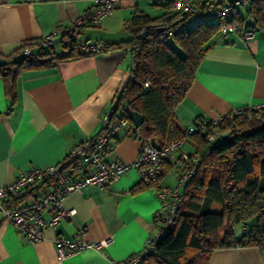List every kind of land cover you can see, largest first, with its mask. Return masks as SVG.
<instances>
[{
    "label": "crops",
    "instance_id": "0c3cea01",
    "mask_svg": "<svg viewBox=\"0 0 264 264\" xmlns=\"http://www.w3.org/2000/svg\"><path fill=\"white\" fill-rule=\"evenodd\" d=\"M94 5V0H0V55L22 54L26 42L40 40L59 26H71ZM139 12L152 18L174 17V23L180 15L172 0H119L100 25L84 28L83 37L103 43L130 40L135 31L127 23ZM57 43L64 51L63 43ZM204 48L195 79L176 109L177 120L185 128L200 118L216 120L236 109L264 104L263 30L256 28L255 38L249 41L236 33L217 35ZM132 69L131 49L126 45L60 61L52 68L25 69L17 78L12 108L0 75V186L29 168L50 164L77 174L79 169L70 164L71 150L92 143L104 126V116L114 112ZM134 118L139 120L138 114ZM125 132L121 131V140L108 158L130 163L137 159L143 142ZM184 152H193L188 143L166 161L164 173L153 186L138 187L140 175L133 168L104 188L90 186L71 193L64 206L76 209V214L56 228L46 227L43 238L35 242L0 212V264H112L141 252L160 228L157 213L164 207L158 187L175 184L173 176L185 163ZM54 188L49 180L40 179L34 188L15 192L4 201L26 204ZM50 215L45 213L47 218ZM225 233V228L220 231L221 238ZM243 233L241 224L235 235ZM57 236L105 244L61 260ZM208 264H264V253L256 246H231L213 251Z\"/></svg>",
    "mask_w": 264,
    "mask_h": 264
},
{
    "label": "trees",
    "instance_id": "16d2710c",
    "mask_svg": "<svg viewBox=\"0 0 264 264\" xmlns=\"http://www.w3.org/2000/svg\"><path fill=\"white\" fill-rule=\"evenodd\" d=\"M250 13L256 19V28L264 31V0H251ZM173 20L139 12L127 23L135 31L130 40L103 43L105 51L112 45L129 46L133 63L132 75L118 96L111 120L119 117L118 110L124 105L131 110L129 125L123 128L125 135L161 144L186 138L198 156L197 172L183 188L173 224L157 241L155 252L140 264H208L213 251L231 246H256L264 253V114L258 116L254 110L251 116L224 117L215 129L229 134L218 141L210 138L208 129L189 134L187 127L179 124L176 109L195 79L205 45L219 35L220 24L211 22L169 34V26L179 21ZM163 27L166 29L160 30ZM68 39L60 40L65 49L62 52L55 49L56 45L38 49V60L23 53L0 55V75L11 108L17 97V78L23 70L52 68L60 61L92 55L82 51L73 36ZM105 129L103 126L92 143ZM120 134L114 144L121 140ZM70 164L80 167L72 158ZM215 203L222 204V209H213ZM239 223L248 231L237 237L234 228ZM224 228L226 233L221 238Z\"/></svg>",
    "mask_w": 264,
    "mask_h": 264
},
{
    "label": "built area",
    "instance_id": "2783aa9c",
    "mask_svg": "<svg viewBox=\"0 0 264 264\" xmlns=\"http://www.w3.org/2000/svg\"><path fill=\"white\" fill-rule=\"evenodd\" d=\"M92 9L82 14L71 26H59L51 34L40 40L26 42L23 45V54L32 56L34 60L40 57L37 50L43 47L55 46L56 40L68 39L71 35L76 40L81 50L91 54L105 51L103 42H88L83 37V30L88 26H98L107 17L111 16L119 0H94ZM179 10V21L174 26H169L168 33L188 31L203 24L217 22L220 24L219 35L226 37L230 34H240L244 41L253 40L256 35V19L250 13L251 0H172ZM149 83H146L148 85ZM256 110L258 116L264 114V104L260 106H245L236 109L231 114L220 116L216 120L200 118L197 122L187 127L188 133L200 130H210V138H214L215 126L224 117L231 118L247 114L252 115ZM131 110L121 106L119 117L112 121L110 114L103 118L105 131L95 143H85L75 146L70 156L79 162L77 174L68 168L56 164L45 167H34L22 172L12 182L0 186V212L13 223L15 228L31 242L41 240L46 227L56 228L63 220L72 217L77 210L67 209L64 206L66 198L73 192H83L90 186L104 188L118 180L131 169H137L141 182L157 184L165 171L167 160L175 158L176 154L186 146L187 139H177L168 144H161L157 140L143 142L140 153L134 162H124L114 158L109 159L108 154L114 145V138L123 128L129 125L128 115ZM184 165L177 174L176 186L158 187V195L163 200L164 211L157 213V219L162 226L159 231L147 241L144 249L126 260L113 261L112 264H140L148 255L156 250L159 238L165 234L177 215L180 201L183 197V188L191 176L197 172L198 156L196 153H182ZM40 179L49 180L55 185L53 190L26 204L7 205L5 199L18 191L34 188ZM50 212V217L45 216ZM242 231L247 232L248 227L242 226ZM59 259H65L71 254L86 248H98L105 244L101 242H88L83 239H69L57 236L55 239Z\"/></svg>",
    "mask_w": 264,
    "mask_h": 264
},
{
    "label": "rangeland",
    "instance_id": "374dc122",
    "mask_svg": "<svg viewBox=\"0 0 264 264\" xmlns=\"http://www.w3.org/2000/svg\"><path fill=\"white\" fill-rule=\"evenodd\" d=\"M61 44L60 43H57V51H59V52H61L60 50H61V46H60ZM228 132H223V131H221V130H219V129H216V133H215V135H214V138H212V140H214V141H218V140H220V139H224V138H226L227 136H228ZM188 145L191 147V145L188 143ZM135 170H137V169H135ZM173 174L174 173H172V175H170V177L172 178V176H173ZM173 177H175L174 179L176 180V182H175V184L174 185H171V186H176L177 185V176H176V174H175V176H173ZM174 180V181H175ZM222 207H223V205L222 204H220V203H215V205H214V208L213 209H215V210H220V209H222ZM240 227H241V224L239 223V224H237L236 226H235V230H239L240 229Z\"/></svg>",
    "mask_w": 264,
    "mask_h": 264
},
{
    "label": "water",
    "instance_id": "95a60500",
    "mask_svg": "<svg viewBox=\"0 0 264 264\" xmlns=\"http://www.w3.org/2000/svg\"><path fill=\"white\" fill-rule=\"evenodd\" d=\"M166 29V27H163L162 29H160V30H165ZM144 34V33H143ZM60 41V39L58 38L57 40H56V42H59Z\"/></svg>",
    "mask_w": 264,
    "mask_h": 264
}]
</instances>
